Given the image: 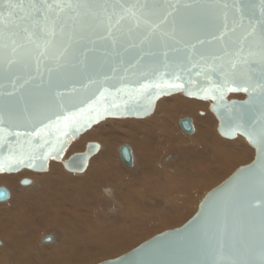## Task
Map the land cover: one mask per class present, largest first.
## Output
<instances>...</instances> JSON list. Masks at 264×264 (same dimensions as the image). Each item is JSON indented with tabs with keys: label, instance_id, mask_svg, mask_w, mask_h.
<instances>
[{
	"label": "water",
	"instance_id": "water-1",
	"mask_svg": "<svg viewBox=\"0 0 264 264\" xmlns=\"http://www.w3.org/2000/svg\"><path fill=\"white\" fill-rule=\"evenodd\" d=\"M127 2L132 3L134 0ZM187 2L192 6L181 7L176 14L177 20L187 30L186 41L194 43L196 38L211 41L197 47L209 54H220L221 42L212 39L218 34L222 24L219 10L212 5V0ZM243 3L245 24L250 19L257 20L264 12V0H243ZM233 19H239L235 11L229 14L230 27ZM124 27L127 30L131 24L125 21ZM239 33L240 29H237V34ZM142 35L143 33L138 30L133 31L121 44L114 47L107 42L98 43L97 50L88 53L85 64L79 63L81 57L77 52L72 65L54 72L51 80L44 66L39 73L35 66L16 73L20 77L18 84L23 83L29 76L34 79L17 95L7 98L11 101L13 115L19 114L20 119L15 120L13 126L4 125L5 131L0 133L4 143V147L0 148V160L9 155L10 147L19 150L17 141L27 138L23 135L18 138L13 133H31L34 130L33 125L39 121H43L44 124L55 122L57 117L78 113L80 108L87 107L88 104H93L94 107L107 106V113L91 122H82L77 127L67 128L66 135H60L57 128L53 127L48 132V138L55 150L47 146L40 149L41 152H51L46 160H35L34 167L27 164L13 165L11 168L5 166L0 173L18 172L23 168L44 172L48 169L51 159L60 160L71 142L95 125L106 119L147 118L155 111L157 102L163 97L182 93L188 98L209 101L210 111L218 121V133L225 139L244 137L255 150L254 160L238 168L227 180L207 193L197 213L183 226L158 234L119 258L100 264H216L221 252L226 255L231 253L233 258L259 264L261 211L264 207V194L259 184L257 167L260 163V149L247 134L252 132L258 136L261 128L257 122L260 113L258 93L257 100L249 103L251 100L249 92L224 90V77L219 72H206L202 67H193L188 63L182 65L184 71L175 65L165 68L159 55L162 49L158 45L129 47L130 44H139ZM147 52L156 55H145L137 63L139 57ZM198 63L203 64L202 61ZM52 66L49 62L48 67ZM175 75H179L180 79L176 80ZM162 82L182 86L150 87L138 99H129L128 90L139 89L144 83ZM0 84L5 85V91L11 90L8 78L0 76ZM227 87L235 89L238 85ZM72 89L76 91L72 92ZM57 93L65 94L62 104ZM237 94H242L245 98L229 99V96ZM113 104L116 106L113 107ZM25 114L31 115L33 118L31 122L24 119ZM62 126L61 124L60 127ZM179 127L186 135H191L194 131L189 118L180 120ZM37 142L39 138L33 140L34 144ZM98 151V144L89 143L85 152L73 154L64 162L65 169L73 174L83 173L90 159ZM119 154L126 166L133 167L132 151L128 145L120 147ZM9 199V190L0 187V203ZM50 242H53L51 235L43 239V243Z\"/></svg>",
	"mask_w": 264,
	"mask_h": 264
},
{
	"label": "snow or ice",
	"instance_id": "snow-or-ice-1",
	"mask_svg": "<svg viewBox=\"0 0 264 264\" xmlns=\"http://www.w3.org/2000/svg\"><path fill=\"white\" fill-rule=\"evenodd\" d=\"M212 5L219 10L222 21L220 31L212 37L213 40L221 42L220 54H209L197 47L211 41L200 38H196L194 43L186 41L187 30L177 20L176 14L181 7L192 6L187 0H134L132 3L127 0H0V76L8 78L11 84V90L8 91H5L4 84H0V133H4V125L13 126L14 121L20 119L19 114L13 115L11 101L7 98L17 95L34 79L29 76L23 83L18 84L20 77L16 73L26 71L32 66L39 73L44 66L51 80L54 72L72 65L77 52L81 57L79 63L85 64L88 53L95 52L98 43L107 42L114 47L138 30L143 33L139 44H130L129 47L158 45L162 49L159 55L165 68L175 65L184 71L182 65L188 63L193 67L200 66L206 72H219L224 77V90L249 92V103L257 100L258 93L260 113L257 122L261 128L258 136L252 132L247 134L260 149V163L257 167L259 184L264 194V12L257 20L250 19L245 24L243 0H212ZM232 11H235L239 19H233L230 27L229 14ZM125 21L131 24L127 30L124 27ZM237 29H240L239 34ZM145 55L155 56L156 53H143L137 63ZM49 62L52 67H48ZM175 79L179 80L180 76L175 75ZM228 85L238 87L233 89L227 87ZM181 86L167 82L144 83L139 89L128 90V95L130 100H136L150 87ZM71 91L75 92L76 89ZM56 95L60 97L59 102L62 104L65 94ZM106 113L107 106L94 107L93 104H88L87 107L80 108L78 113L57 117L55 122L44 124L39 121L33 125L34 130L31 133H13L18 138L22 135L27 138L17 141L19 150L9 148V155L0 160V170L5 166L11 168L13 165L22 164L34 167L35 160L43 161L51 155V152H41L40 149L47 146L55 150L48 138V132L53 127L57 128L60 135H66L67 128L77 127L82 122H91ZM24 119L31 122L33 118L25 114ZM36 138H39V142L34 144L33 140ZM3 147V136H0V148ZM62 148L63 145L61 150ZM260 255L259 264H264V207L261 211ZM216 264L253 262L233 258L231 253L226 255L221 252Z\"/></svg>",
	"mask_w": 264,
	"mask_h": 264
},
{
	"label": "bare ground",
	"instance_id": "bare-ground-1",
	"mask_svg": "<svg viewBox=\"0 0 264 264\" xmlns=\"http://www.w3.org/2000/svg\"><path fill=\"white\" fill-rule=\"evenodd\" d=\"M184 97L185 96L182 93H177L161 98L156 104L155 111L147 118H116L121 120L114 122L111 121L112 119H106L100 122L88 130L87 132L90 131L88 134H86V132L84 133L86 134L85 136L82 134L77 139L73 140L65 153L61 156L60 160L51 159L48 163V169L44 172H36L23 168L18 172L0 173V187H5L3 185H6L9 187L7 189H10V199L3 202L4 204L12 202V190H15L13 187L14 184H17L18 190L21 191V194L15 198L16 203L14 204V207L0 212L2 214L0 216H2L5 221H8V228L5 229L3 228L4 226L2 227L0 222V237L5 239V244L1 243L2 238L0 239V245L3 244L2 246L6 248V251H2V253L0 252V264H8L7 261L12 262V264H29L33 260H41V263L44 264V258H46L47 261H51V263L55 262L58 264H68L71 257L67 258V256L61 252L68 249V247H57L59 242L56 234H51V236H53V242L43 243V239L48 235L42 237L40 240L42 245H50L48 247L40 245L41 250L56 251V255L50 253L46 256V252L31 249L37 240L35 239V235L32 236L35 238H32L30 236L32 233H27V231L32 229L34 232L36 231V228L38 231H46L49 227L56 228L60 224V221L65 218L68 220L66 222L72 232H70L67 228V224L61 228L64 242H69V245L78 244L77 246L81 248V242L86 241L87 238H75L78 236V226L81 225L77 224L75 220L73 222L70 221V219L75 218L74 215L77 212H80L75 209V207L80 208L81 211L87 210L90 216L93 215L91 214L93 212L94 217L96 216L95 213L99 212L98 205L100 202L111 207L114 204V206L118 209L121 206L120 208L124 209L119 217V228L114 229L113 232L108 230L107 226H110V224L106 227L97 228V224L93 216V220H90L89 218L87 219V225L93 224L95 225L94 227H96L87 231L93 245L102 243V240L109 241L106 239V237L109 236H113L109 238L115 240L119 239L117 237L119 235H121V237L126 235V238H123L125 240L122 241L124 244L127 241L129 242L131 237L133 235L136 236L138 232L146 233L150 228L152 229L157 225L165 226L171 221L176 222V220H179L182 213H171V217L169 216L170 220L165 218H153L149 220L148 218L150 217L148 214L152 213V215H154L155 212L153 210L155 208L150 205V208L147 207V209H145L142 203H139V198L138 200L134 199V192L131 190H171L175 192V190H181V188H183V190L188 188L190 189L189 192L191 193V198L193 199L199 190H202L203 187H208L211 183H213V181H215L213 180L214 176L211 175V172L214 171L216 172L215 174L222 175L226 174V171L229 169L228 167H232L234 165L235 159L233 157H239L242 152L241 150L245 149L243 148L245 143H242V136L239 137L240 140L235 138L228 142H220V138L218 139L215 137L214 130L212 129L215 128L214 126L211 129L206 127L207 125L202 128L203 122H210L211 102L207 104L204 102L203 104L201 102H197L198 100L195 98ZM232 98L229 96V99ZM167 103H170L169 106H167ZM206 106H208V112L204 111ZM181 116H185L184 118H189L192 121L194 131L191 135H188V137L187 135L175 134L173 132L175 130L177 131V129L174 128L176 127V122L178 121L177 123L179 127L180 120L184 119L181 118ZM194 116L198 119V121ZM207 122L205 124H207ZM209 125L210 124H208V126ZM172 129L175 130L172 131ZM109 130H113L114 132H116L115 130L118 131L115 136L116 139H114L112 135H110L109 138L102 136L104 132L107 133ZM215 130L217 131L216 128ZM89 140H92V142H89ZM98 141H102L103 145ZM117 142L120 144L123 142H130V144L125 143L119 145L118 148H114V145ZM244 142L251 146L245 138ZM89 143L98 144L99 151L93 158L90 159L88 167L83 173L70 174L64 166V162L68 159L66 158L68 150L72 147L73 152L76 150L79 153H82L85 152ZM124 145H128L130 147L134 162L133 167H135V169L133 168L134 171L132 173H130V171L133 169L129 171V175H127V173L122 175L120 173L121 170L119 169V171L117 169L118 164L116 162H119L118 160L115 161L114 159V161H111L109 160L110 158L107 157L109 152L110 153L108 155L117 152V156L119 157V160H121L119 148ZM183 146L185 147L184 150L182 149ZM80 147L81 149L84 147V149L79 151L81 150ZM200 148H205L207 150L204 155L205 160L202 158L203 160L200 163H196L189 167L190 170L194 171L192 174H184V172L181 173L182 171L176 165L178 163L177 161L179 159V155H182V153L184 154L185 152L189 156L191 151L197 153L198 150L196 149ZM246 148V150L249 151V147ZM134 149L136 150V155L134 153ZM170 151H173V154L169 153ZM165 153H167V155H164ZM200 153L201 151L199 154ZM121 162L123 163L122 160ZM136 164H139L137 168ZM155 164L157 165L155 166ZM152 169L157 173H154V171L151 172ZM27 171L33 174L29 175V172ZM66 174H69L68 177ZM182 175H184L183 179L178 180L177 177ZM40 189L48 190V192L39 194L38 191ZM51 190L57 191L52 192ZM91 190H96V192ZM68 191L70 192L69 194ZM79 191H81V194L84 196L83 200L80 199ZM189 192L187 193L188 195ZM140 193L144 195V192ZM183 196H185V193ZM166 197L170 198V196ZM166 197L165 200L167 203H170L172 200ZM73 200L79 202L80 206L78 207ZM3 203H0V205H4ZM46 204H49L52 210L49 213L46 209ZM189 204L190 203L185 204V207H187L185 211L189 210ZM111 211L116 213L118 210H114V208H112ZM85 216L87 217L86 214ZM85 221L86 219L84 218L82 221L83 224ZM99 223L103 225L102 222ZM42 226L46 229L39 230ZM128 231H130V233H127ZM132 231H134V233H131ZM111 233L112 235H110ZM72 237H74L75 240H71ZM115 247L117 248V246L109 243L107 244L106 249H104L105 251H114ZM89 256L86 255L85 257L87 258H83L82 256L78 257V260L80 262L85 261L89 259Z\"/></svg>",
	"mask_w": 264,
	"mask_h": 264
},
{
	"label": "rangeland",
	"instance_id": "rangeland-1",
	"mask_svg": "<svg viewBox=\"0 0 264 264\" xmlns=\"http://www.w3.org/2000/svg\"><path fill=\"white\" fill-rule=\"evenodd\" d=\"M233 97V98H232ZM185 98V97H184ZM231 98L232 99H239V100H242V99H244L245 98V96L244 95H242V94H237L236 96L235 95H231ZM194 101H196V100H194ZM197 102H201V103H203L204 104V102H205V104H207V103H209V101L207 102V101H197ZM169 104L170 103H167V106H169ZM204 111H207L208 112V106H206V109L204 110ZM210 114V113H209ZM185 116H181V118H184ZM186 117H188V116H186ZM195 117V116H194ZM205 117V116H204ZM180 118V117H179ZM180 118V119H181ZM195 119H196V117H195ZM119 121V120H121V119H112L111 121ZM197 121H198V119H196ZM134 121V120H133ZM137 121H139V120H137ZM178 122V121H177ZM176 122V124H175V126L176 127H174V128H176L177 129V131L175 130V129H172V131L173 130H175V131H173L175 134H180V135H185L186 136V134L178 127V123ZM207 122V121H206ZM206 122H203V126H202V128H204V126L205 125H207L206 127H208V128H212L213 126L217 129V127H218V121H217V119L215 118V116L211 113L210 114V122L208 123L207 122V124H205ZM208 124H210L209 126H208ZM215 128H212L213 130H214V133H215V137H217L218 139L220 138V142H228V141H231V139H225V138H223L216 130H215ZM179 130V131H178ZM116 132H114L113 130H109V131H107V133L106 132H104L103 133V137H108L109 138V136L110 135H112L113 136V138L114 139H116L115 138V136H116V133H118V131L117 130H115ZM90 132V131H89ZM89 132H87L86 134H88ZM180 132V133H179ZM131 133V132H130ZM129 133V134H130ZM182 133V134H181ZM86 134H84L83 136H85ZM109 134V135H108ZM115 134V135H114ZM217 134V135H216ZM179 135V136H180ZM82 136V137H83ZM187 137H188V135H187ZM239 137H241V136H237L236 138H237V140H240V138ZM216 138V139H217ZM241 139L243 140V144H244V147L243 148H245V149H243V150H241L242 152L240 153L241 155L239 156V157H233L234 159H235V162H234V165L231 167V166H229L228 168V170L226 171L227 173L226 174H224V175H222V174H215L216 172H211V175L212 176H214V179L213 180H215V181H213V183H211L208 187H203V189L202 190H199L198 191V193L194 196V198L192 199L191 197V193L189 192V190L190 189H188V188H186L185 190H183V188H181V190H175V192L174 191H171V190H131V191H133L134 192V195H133V197H134V199L135 200H138V198L140 199V204L142 203V205L144 206V208L145 209H147V207H154L155 209L153 210L154 212H155V214H156V212H157V214L155 215H152V213H149L148 215H149V217L150 218H148L149 220H151V219H153V218H157V219H159V218H165V219H169L170 220V217H171V213L172 214H178V213H182L181 214V218L179 219V220H176V222L175 221H171L168 225H165V226H155L154 228H150L149 229V231H147L146 233L145 232H138L137 233V235L136 236H132L131 237V239L129 240V242L127 241V242H125L124 244H123V240H125V239H123V238H126V235H123L122 237H121V235H119V236H117L119 239H115V240H113L112 238H109V237H113V236H109V237H106V239H108L109 241H105V240H102V243H97L96 245H93L92 244V242L90 241V238H89V235H88V233H87V231L89 230V229H94V228H100V227H106L107 225H109L110 224V226H107L108 227V230L109 231H114V229H116V228H119V217L121 216V214H122V211L124 210L123 208H120L119 207V209L117 208V207H115L114 206V204H113V206L111 207V206H108V205H105L104 203H102V202H100V204L98 205V208H99V212L97 213H95L96 214V216L94 217L93 215H94V213L92 212L91 214H93V215H89L88 214V212H87V210L86 211H81L80 210V208H76L75 207V209H77V210H79L80 212H77L75 215H74V217L75 218H72V219H70V221L71 222H73L74 220L76 221V223L77 224H81V225H77L78 227H79V231H77V234H78V236L77 237H75V238H79V237H86L87 238V240L86 241H83V242H81V248L80 247H78L77 245L78 244H70L69 245V242H64V239H63V232H62V230H61V228H63L64 227V225L65 224H67V228L69 229V231L70 232H72V230L70 229V227H69V225H68V223L66 222V221H68V220H66L65 218L64 219H62V221H60V224L56 227V228H54V227H49V228H45V227H41V228H39V230H42V229H46V231H38V229L36 228V231H32V229L30 230V231H27V233L28 232H30V233H32L30 236L32 237L33 235H35V237H32V238H35L36 240H37V242L34 244V246L31 248L32 250H35V251H37V250H40V251H42V252H46V256L47 255H49L50 253H53V255H56V251H54V250H41V248H40V245L41 246H45V247H48V246H50V245H42L41 244V242H40V240H41V238L42 237H44V236H46V235H51V234H56L57 236H58V238H57V240H58V242H59V244H58V246L57 247H62V248H64V247H68V249H66L65 251H61L63 254H65L66 256H67V258H70L71 257V260L69 261V263L70 264H100V263H102V262H105V261H108V260H114V259H117V258H119L120 256H122V255H124V254H126V253H128V252H130L131 250H133V249H135V248H137L138 246H140L142 243H144V242H146L147 240H149V239H151V238H153L154 236H156V235H158V234H161V233H163V232H165V231H168V230H173V229H176V228H179V227H181V226H183L185 223H187L196 213H197V211H198V208H199V206H200V203L203 201V199L205 198V196L207 195V193H209L211 190H213L214 188H216L217 186H219L220 184H222L225 180H227L238 168H240V167H242V166H245V165H248V164H250L253 160H254V154H255V150L251 147V146H249V145H247L246 144V142H244V138L243 137H241ZM89 142H92V140H89ZM99 143H101L102 145H103V143H102V141H98ZM125 143H128V144H130V142H123V143H121V144H125ZM119 142H117L115 145H114V148L116 147V148H118V146L119 145H121ZM249 147V151H247L246 149V147ZM251 147V148H250ZM80 149H81V147H80ZM84 149V147L81 149V150H79V151H82ZM183 150L185 149V147L183 146V148H182ZM78 150V149H77ZM179 150H180V147H179ZM182 150V151H183ZM196 150H198L197 151V153H194L193 151H191L190 153H189V156L184 152V154L182 153V155H179V159H178V163L176 164L177 165V167L178 168H180V170L182 171L181 173H183L184 172V174H192L194 171L193 170H190L189 169V167H191L192 165H194V164H196V163H200L203 159H204V155H205V153L207 152V150L205 149V148H200V149H196ZM203 150V151H202ZM251 150V151H250ZM195 151V150H194ZM201 151V153L199 154V152ZM254 151V152H253ZM161 152V151H160ZM193 152V153H192ZM247 152V153H246ZM248 152H250V153H248ZM74 153H79L78 151H76L75 150V152H73L72 151V147L68 150V152H67V154H66V158H69L71 155H73ZM110 153V152H109ZM108 153V154H109ZM134 153H135V155H136V150L134 149ZM169 153H171V154H173V151L171 152H169ZM203 153V154H202ZM243 153V154H242ZM246 153V154H245ZM107 154V157L108 158H110L109 160H111V161H114V159H115V161H119V162H116L118 165H117V169L120 171V173L122 174V175H125L126 173H127V175H129V171L131 170V169H135V167H128V166H126V165H124L122 162H121V160H119V157L117 156V152L116 153H111L112 154V156H111V154L110 155H108ZM164 155H167V153H165ZM194 155H196V156H194ZM244 157H243V156ZM249 155V156H248ZM115 156H117V157H115ZM200 156V157H199ZM97 157V156H96ZM198 157V158H197ZM113 158V159H112ZM203 158V159H202ZM238 158V159H237ZM166 159H167V157H166ZM165 159V160H166ZM205 160V159H204ZM210 162V161H209ZM239 162H240V164H239ZM139 163V162H138ZM171 163H173V162H171ZM211 163V162H210ZM124 165V166H123ZM157 164H155V166H156ZM139 166V164H136V168ZM140 166H141V164H140ZM182 166V167H181ZM187 167V168H186ZM128 168H130V169H128ZM184 168V169H183ZM134 169L132 170V171H130V173H132L133 171H134ZM183 170H185V171H183ZM154 171V173L156 172L155 170H153L152 169V171L151 172H153ZM177 171V170H176ZM27 172H29V171H27ZM178 172V171H177ZM187 172V173H186ZM157 173V172H156ZM31 174H33V173H31V172H29V175H31ZM71 174V173H70ZM68 175L69 174H66V176L68 177ZM73 175V174H72ZM183 176L184 175H182V176H179V177H177V179L178 180H182L183 179ZM129 177V176H128ZM218 180V181H217ZM130 182V181H129ZM3 186H5L6 188H9L8 186H6V185H3ZM13 187H14V189L15 190H12L13 191V194H12V198H13V200H12V202L11 203H9V204H4V205H0V212L1 211H4V210H6V209H8V208H12V207H14V204L16 203V197L17 196H19L20 194H21V191L20 190H18V185L17 184H14L13 185ZM10 190V189H9ZM52 192H55V191H57V190H51ZM91 191H95L96 192V190H91ZM130 191V190H129ZM48 192V190H39L38 191V193L39 194H44V193H47ZM140 192H144V195H142ZM165 192H167V193H165ZM174 192V193H173ZM189 192V195L187 194ZM70 192L68 191V194H69ZM79 193H80V199L81 200H83V198H84V196L81 194V191H79ZM169 193V194H168ZM184 193H185V196H183L184 195ZM182 194V195H181ZM126 195H127V193H126ZM166 196H170V198L169 197H166ZM165 197L166 198H169V199H171L172 201L170 202V203H167V201L165 200ZM183 197V198H182ZM189 197V198H188ZM142 198H145V199H142ZM150 198V199H149ZM193 200V201H192ZM11 201V200H10ZM72 201V200H71ZM74 201V203L79 207L80 206V203L79 202H77V201H75V200H73ZM149 201V202H148ZM151 201V202H150ZM161 201V202H160ZM70 202V201H69ZM153 202V203H152ZM193 202V203H192ZM25 203V202H24ZM144 203V204H143ZM155 203V204H154ZM158 203V204H157ZM188 203H190L189 204V210H186L185 211V209L187 208V207H185V204H188ZM175 204H176V206H175ZM151 205V206H150ZM161 208H159V207ZM6 207V208H5ZM25 207H26V205H25ZM156 207H158V208H156ZM185 207V208H184ZM112 208H114V210L115 209H117L118 211L115 213V212H112L111 211V209ZM29 209V208H28ZM46 209H47V211H48V213L50 212V211H52L51 210V208H50V206H49V204H46ZM159 209H160V211H159ZM96 211V210H95ZM110 211V212H109ZM159 211V212H158ZM162 211V212H161ZM86 212V213H85ZM161 213V214H160ZM85 214L87 215V217L85 216ZM170 214V215H169ZM0 215H2L1 213H0ZM151 215V216H150ZM94 217V220L96 221V224H97V226L96 227H94L95 225H93V224H90V225H87L86 224V222H88L87 221V219L89 218L90 220H93V217ZM155 216V217H154ZM163 216V217H162ZM170 216V217H169ZM0 222H1V224H2V227L5 229V228H8V221H5V219L4 218H2V216H0ZM84 218L86 219V221H85V223L83 224V220H84ZM3 221V222H2ZM98 221V222H97ZM99 222H102V224L103 225H101ZM6 223V224H5ZM171 224V225H170ZM96 230V229H95ZM126 232V231H125ZM124 232V233H125ZM46 233V234H45ZM127 233H130V231H128ZM131 233H134V231H132ZM135 233H136V231H135ZM5 234H6V232H5ZM148 234V235H147ZM43 235V236H42ZM55 235V236H56ZM110 235H112V233L110 234ZM128 235H130V234H128ZM127 235V236H128ZM139 235V236H138ZM144 235V236H143ZM72 236V235H71ZM137 237V238H136ZM2 237H0V239H1ZM75 238L74 237H72L71 238V240H75ZM95 238H97V237H95ZM128 238H129V236H128ZM135 240H134V239ZM34 239V240H35ZM100 240V239H99ZM77 242H79V241H77ZM104 242V243H103ZM107 242H109V243H112V245H115V246H117V248L115 247V250L114 251H111V250H106L105 251V249H106V247H107V244H109V243H107ZM139 242V243H138ZM1 243H4L5 244V239L4 238H2L1 239ZM118 243H119V245H118ZM103 246H102V245ZM3 245V244H2ZM2 245H0V252L2 253V251H6V248H4V246H2ZM70 246V247H69ZM23 247V246H22ZM101 247V248H100ZM103 247V248H102ZM105 248V249H104ZM25 249H26V247H25ZM118 249V250H117ZM98 250V251H97ZM102 250V251H101ZM101 251V252H100ZM111 251V252H110ZM119 251V252H118ZM75 252V253H74ZM78 253V254H77ZM98 253V254H97ZM82 254H84V255H82ZM86 255H90L88 258L89 259H87V260H85V261H79L78 260V257H85ZM74 258H73V257ZM91 257V258H90ZM85 258H87V257H85ZM6 259V258H5ZM7 260V259H6ZM44 264H58V263H55V262H53V263H51V261H47V259L46 258H44ZM7 263L8 264H12V262H10V261H7ZM68 263V264H69ZM22 264H26V263H22ZM29 264H42L41 263V260H39V261H37V260H33L31 263H29Z\"/></svg>",
	"mask_w": 264,
	"mask_h": 264
}]
</instances>
